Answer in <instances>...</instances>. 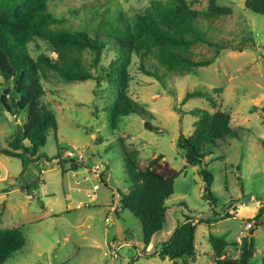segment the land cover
<instances>
[{"label":"rangeland","instance_id":"374dc122","mask_svg":"<svg viewBox=\"0 0 264 264\" xmlns=\"http://www.w3.org/2000/svg\"><path fill=\"white\" fill-rule=\"evenodd\" d=\"M187 1L201 11L208 6V0ZM216 1L228 6L230 12L200 17L199 24L206 37L227 46H221L209 64L166 71L164 83L142 72L139 57L132 54L127 91L148 113L121 115L114 128H110L108 112L103 109L110 90L106 78L99 83L95 78L66 80L54 69L40 66L41 101L54 113L56 129H49L39 148L48 159L40 157L23 166L19 157L0 150V226H21L24 235L21 248L2 264H127L131 257H137L132 264H171L168 257L145 254L156 250L171 234L184 219V212L196 222V255L187 264H206L216 258L209 233L229 242L223 252L229 257H237L242 239L252 236L250 263L262 262L264 214L256 227L253 217L260 206L264 209V148L260 142L264 139V15L247 8L244 0ZM150 2L47 0V7L59 19L50 25L53 30L78 29L95 35L123 21L131 22ZM247 37L251 41H245ZM237 44L247 46L233 48ZM27 48L33 58L41 52L56 57L55 48L38 37L30 40ZM184 49L199 59L212 56L215 47L198 41ZM74 54L100 73L108 69L116 50L106 44L97 66L92 64L91 50H75ZM151 59L156 61L152 54ZM6 83L0 76V92ZM212 87H221L213 91L215 105L201 96L182 102L187 90ZM195 106L228 111L231 124L239 131V136L228 137L225 144L204 157L214 175V211L220 214L216 219L202 196L198 165L185 166L182 150L176 146L178 134L188 135L193 129L197 115L186 111ZM24 117V110L16 115L0 110V148L10 147ZM145 118L155 130L144 126ZM123 149L132 152L142 168L162 153L161 165L182 170L166 199L165 222L147 245L141 239L139 219L119 207L117 190H126L128 184L124 181ZM95 162L104 165L99 176L93 170ZM226 211L231 215L224 216ZM207 217L212 219L209 223L198 222Z\"/></svg>","mask_w":264,"mask_h":264},{"label":"trees","instance_id":"16d2710c","mask_svg":"<svg viewBox=\"0 0 264 264\" xmlns=\"http://www.w3.org/2000/svg\"><path fill=\"white\" fill-rule=\"evenodd\" d=\"M244 4L264 15V0H244ZM228 12L230 8L220 5L216 0H208L205 11L191 7L187 0H151L142 12L133 16L131 22L123 21L120 25L110 26L104 33L91 35L78 29L53 30L50 25L59 19L49 11L47 0H0V76L7 82L0 92V110L12 112V115H16L20 110L25 111L22 124L18 126L15 136L9 142L10 147H1L0 150L19 157L23 166L40 157L48 159L44 152H39V148L45 143L49 129H56V119L51 109L41 101L44 89L40 82L39 69L42 64L54 69L66 80L95 78L99 83L106 78L110 90L103 109L108 112L110 128H114L121 115L131 112L140 115L148 113L144 104L133 99L127 91V66L132 54L139 57V69L154 76L161 83H164L163 75L168 70L209 64L219 54L220 47L227 45L206 37L199 24V18ZM37 37L46 40L55 48L56 57L41 52L33 58L27 43ZM244 40L251 41V38ZM198 41L213 45L214 54L206 58H193L184 48ZM106 44L114 46L116 56L110 60L108 69L100 73L93 72L74 54L75 50H91L92 64L97 66ZM242 44L229 46L238 49L247 46ZM151 54L156 58L155 62L151 59ZM220 90L221 87L189 89L184 93L182 102L190 97L201 96L215 105L213 91ZM186 112L197 117L193 120L191 133L178 134L176 146L182 150L185 166L198 165V173L203 180L202 196L210 203L214 213L213 219H216L220 214L214 211L216 196L211 190L214 175L204 157L211 154L216 147L225 144L228 137L239 136V131L231 124V114L228 111H209L207 108L195 106ZM144 126L147 129H156L147 118L144 120ZM260 142L264 148V139ZM123 151V167L126 172L124 181L128 184L126 190H117L119 207L127 209L139 219L141 239L144 245H147L151 236L159 231L165 222L168 207L166 199L172 194L174 179L182 170L165 163L161 165L159 159L164 157L162 153L151 158L147 166L142 168L132 152L125 149ZM183 204L187 207L185 202ZM263 214L264 209L260 206L253 217L255 227L261 225ZM229 215L231 213L228 211L224 213V216ZM198 220L209 223L212 219L207 217ZM195 224V218L189 212H184V219L160 242L156 250L146 253V257L158 255L161 258L168 257L171 264H187L188 260L194 259L196 255ZM253 229L254 227L251 228L250 234ZM208 241L216 258L206 264H251L250 259L254 253L252 236L250 239L249 236L242 239L237 257L223 255L225 247L229 244L225 238L209 233ZM23 243L21 226H0V264L12 252L20 249ZM136 259L137 257H131L127 264H132ZM260 264H264V258Z\"/></svg>","mask_w":264,"mask_h":264},{"label":"built area","instance_id":"2783aa9c","mask_svg":"<svg viewBox=\"0 0 264 264\" xmlns=\"http://www.w3.org/2000/svg\"><path fill=\"white\" fill-rule=\"evenodd\" d=\"M104 165H102L101 163L99 162H95V165H94V172L99 176V174L101 173V171L103 170V167ZM98 185L95 184L94 187L96 188ZM250 224V223H249Z\"/></svg>","mask_w":264,"mask_h":264},{"label":"water","instance_id":"95a60500","mask_svg":"<svg viewBox=\"0 0 264 264\" xmlns=\"http://www.w3.org/2000/svg\"><path fill=\"white\" fill-rule=\"evenodd\" d=\"M250 237H251V236L249 235V239H250Z\"/></svg>","mask_w":264,"mask_h":264}]
</instances>
